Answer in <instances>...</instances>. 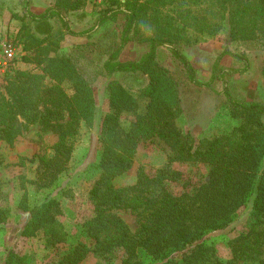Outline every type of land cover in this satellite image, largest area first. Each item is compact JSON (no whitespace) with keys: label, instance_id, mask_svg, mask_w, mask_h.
<instances>
[{"label":"trees","instance_id":"obj_1","mask_svg":"<svg viewBox=\"0 0 264 264\" xmlns=\"http://www.w3.org/2000/svg\"><path fill=\"white\" fill-rule=\"evenodd\" d=\"M106 2L108 8L99 16L97 25L120 13L125 15L126 25L118 49L103 64L104 72L109 76L141 73L147 76L148 85L138 95L119 83L109 85V112L102 120L99 139L100 174L90 190L93 215L84 224L85 233L95 247L78 243L57 264H78L89 252L99 253L105 260L119 256L120 264H144L138 260L139 252L153 259L154 264H237L261 256L264 252V105L234 100L224 88L222 93L229 98L232 115L239 123L230 133L195 143L176 125L180 114L176 83L158 64L157 51L167 44L182 65L189 83L209 87L198 81L194 67L181 50L171 46L183 41L191 31L216 32L209 16L196 14L194 8L202 5L220 8L235 39L239 35H253L264 41V0ZM24 15L36 26L47 28L48 20L57 15L62 19L65 32L76 35L54 9L39 16L25 10ZM147 20H154L157 32L149 40L146 57L141 62L120 61L131 31L139 24H147ZM22 28L19 42L25 44L23 50L28 52L35 48L40 53L45 38L31 34L26 24ZM91 31L80 35H88ZM49 33L50 28L44 35ZM40 62L42 66L37 73L17 72L15 82L8 88L12 98L0 90V139L14 146L25 127L19 120L21 113H35L39 107L44 109L42 123L45 128L52 129L56 141L29 160L37 163V178L32 183L44 188L52 185L67 169L82 125L91 126L93 122L94 100L92 88L78 75L69 57ZM261 75L264 79V63ZM63 82L70 83L68 91L62 87ZM124 115L131 116L127 126L121 122ZM28 119L35 120V117L29 114ZM145 142L165 147L172 162L208 166L207 179L174 195L164 181L180 179V172L161 169L150 177L140 169L133 184L116 188L114 180L131 169L139 145ZM20 165L25 167L24 160ZM19 179L25 190V176ZM251 195L254 197L253 220L246 233L229 241L231 259H212L214 252L203 238L210 232L228 228ZM19 207L26 212L23 237L41 234L50 248L65 241L66 232L58 219L60 210L55 200L45 199L28 208L25 192ZM120 210L136 216L135 231L117 215ZM6 215L7 211L0 209V222Z\"/></svg>","mask_w":264,"mask_h":264},{"label":"rangeland","instance_id":"obj_2","mask_svg":"<svg viewBox=\"0 0 264 264\" xmlns=\"http://www.w3.org/2000/svg\"><path fill=\"white\" fill-rule=\"evenodd\" d=\"M106 1L98 4L94 0H0L1 92L12 98L8 88L15 82L18 71L37 73L42 66L40 61L69 57L78 75L85 78L92 88L94 100L91 126L82 125L67 169L48 187L40 188L32 183L37 178V163L29 161L41 149H47L56 141L52 129L45 128L42 123L44 109L39 107L35 113H21L19 120L25 127L14 146L10 147L0 139V209L7 211L6 217L0 222V264H57L60 258L78 243H85L92 249L95 247L94 241L85 233L84 224L93 215L90 190L100 174L99 139L102 120L109 112V85L113 82L119 83L135 95L140 94L148 85L147 76L141 73L109 76L104 72L103 64L118 49L126 25V17L122 13L102 25H97L99 16L108 8ZM210 7L202 5L194 10H197L196 14L200 16H209L215 33L191 31L183 41L171 45L178 47L188 58L196 71L198 81L209 87H198L189 83L182 65L167 44L157 51L158 64L168 71L176 83L180 105L176 125L184 134L191 136L195 143L201 139L230 133L239 123L232 115L229 98L222 93L224 88L228 89L234 100L264 105V79L261 75L264 41L252 37L253 35H239L235 39L230 34V25L224 19V11ZM49 9L61 14L76 35L65 32L62 19L57 15L48 20L50 33L46 36L44 33L49 28L40 24L36 26L24 17L25 10L39 16ZM147 21V24H139L131 31L130 40L119 56L120 61L144 60L149 52V40L157 32L154 20ZM24 24L31 34L40 39L45 38L44 48L40 53H37L35 48L28 52L23 50L25 44L19 40ZM89 31L91 33L88 35H80ZM9 44L13 48L11 60H7L4 54V47ZM25 57L29 61H26ZM69 86V82L62 83L66 90ZM29 114H32L35 120L28 119ZM127 116L124 115L121 119L124 126H127L131 119V116ZM47 153L50 151L47 150ZM22 160L25 167L20 165ZM140 169L150 177L161 169L180 172V179L164 181L167 189L174 195L205 181L209 171L208 166L202 163L172 162L165 147L159 143L145 142L139 145L131 169L114 180L113 185L121 188L133 184ZM21 175L26 178L25 190L20 185ZM25 192L28 208L40 204L45 199L55 200L60 210L58 219L66 232L64 242L50 248L46 246L41 234L35 237L21 235L26 212L19 207V203ZM253 198L251 195L246 204L236 212L228 228L210 232L203 238L214 252L212 259H231L228 243L248 231L253 220ZM116 213L131 231L137 229L136 216L133 213L124 210ZM138 260L144 264L155 263L143 252H139ZM263 261L264 252L259 257L237 264H261ZM120 263L119 256L105 260L99 253L89 252L78 264Z\"/></svg>","mask_w":264,"mask_h":264},{"label":"built area","instance_id":"obj_3","mask_svg":"<svg viewBox=\"0 0 264 264\" xmlns=\"http://www.w3.org/2000/svg\"><path fill=\"white\" fill-rule=\"evenodd\" d=\"M94 1L98 4H101L105 0H94ZM4 54L7 56V60H11L13 58V48L11 44L4 47Z\"/></svg>","mask_w":264,"mask_h":264}]
</instances>
